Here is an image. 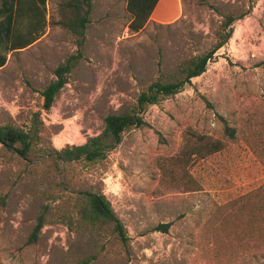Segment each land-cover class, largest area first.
<instances>
[{"label": "rangeland", "instance_id": "rangeland-1", "mask_svg": "<svg viewBox=\"0 0 264 264\" xmlns=\"http://www.w3.org/2000/svg\"><path fill=\"white\" fill-rule=\"evenodd\" d=\"M181 1L177 21L134 34L123 1L94 0L84 58L50 110L41 91L77 49L69 30L55 23L0 70V125L39 127L30 159L0 144V264H264V0ZM59 2L49 4L55 20ZM227 15L237 18L232 37L207 70L150 105L148 125L125 131L106 158L58 164L47 155L100 134L107 115L132 109L162 73L210 50ZM73 121L74 139L57 143ZM189 130L226 146L192 164L200 189L184 192L160 163ZM85 192L110 200L127 241L82 218Z\"/></svg>", "mask_w": 264, "mask_h": 264}, {"label": "trees", "instance_id": "trees-1", "mask_svg": "<svg viewBox=\"0 0 264 264\" xmlns=\"http://www.w3.org/2000/svg\"><path fill=\"white\" fill-rule=\"evenodd\" d=\"M49 0H0V70L10 56L38 42L55 23L69 30L74 36L77 49L55 69V78L41 91L44 98L43 108L50 110L57 94L69 82V75L84 58L83 46L90 26L94 0H60L59 19L55 20L49 7ZM129 14L128 27L132 33H139L150 24L152 13L159 0H124ZM237 20L233 15L225 16L218 36V42L207 52L185 60L173 74L162 73L143 90L130 110L113 113L105 118L103 131L89 137L83 144L66 145L48 153L58 164L77 160L97 161L116 148L123 133L132 128L148 125L144 113L150 105L181 92L194 77L203 74L217 51L225 46L233 34L232 25ZM224 134L227 139H236V129L225 123ZM39 127L36 122L28 129L6 124L0 125V144L16 152L20 157L30 159ZM226 146L224 139L189 130L179 153L164 157L160 163L167 180L184 192L198 191L200 184L191 173L192 164L222 151ZM78 212L86 221L100 229L110 231L122 241H127L124 226L116 215L110 200L104 194L85 192L80 197ZM45 224V211L30 235L29 242L36 243ZM169 224H161L160 229L167 230Z\"/></svg>", "mask_w": 264, "mask_h": 264}, {"label": "crops", "instance_id": "crops-1", "mask_svg": "<svg viewBox=\"0 0 264 264\" xmlns=\"http://www.w3.org/2000/svg\"><path fill=\"white\" fill-rule=\"evenodd\" d=\"M49 0V4H50ZM126 5L124 0H121ZM126 7V6H125ZM183 15V5L181 0H159L154 9L151 19L158 24L166 25L177 21Z\"/></svg>", "mask_w": 264, "mask_h": 264}, {"label": "bare ground", "instance_id": "bare-ground-1", "mask_svg": "<svg viewBox=\"0 0 264 264\" xmlns=\"http://www.w3.org/2000/svg\"><path fill=\"white\" fill-rule=\"evenodd\" d=\"M67 130L58 137L57 143L64 144V142L71 141L74 139V133L76 132V123L73 121L72 123L67 124Z\"/></svg>", "mask_w": 264, "mask_h": 264}]
</instances>
